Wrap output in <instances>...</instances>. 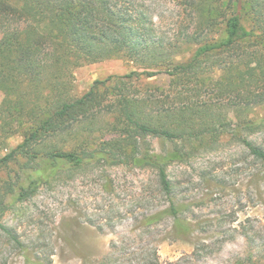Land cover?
Wrapping results in <instances>:
<instances>
[{
	"label": "trees",
	"instance_id": "obj_1",
	"mask_svg": "<svg viewBox=\"0 0 264 264\" xmlns=\"http://www.w3.org/2000/svg\"><path fill=\"white\" fill-rule=\"evenodd\" d=\"M176 1L190 16L191 26L166 38L154 33L155 22L141 0H0V82L9 84L14 96L0 109V142L12 135L13 126L26 125L22 143L0 158V171L25 159L18 178L5 182V189L0 187V231L22 251L26 246L3 217L10 205L35 195L50 178L93 161L132 163L155 170L162 192L170 195L169 165L191 156L195 150L191 145L219 137L213 124L219 113L211 99L203 103L192 99L202 96L200 88H194L197 95L192 97L187 94L191 88L178 89L173 97L131 93L134 81L170 77L181 84L221 69L223 79L216 81L220 92H233L235 79L263 83L258 91L248 88L235 105L264 104V50L259 48L264 44V0ZM241 55L257 57L260 69L249 75L236 73L234 62ZM112 58L127 59L138 68L95 80L80 96L64 89L70 88L74 68ZM226 78L231 83L226 84ZM113 81L108 96L103 90ZM103 117L105 129L114 135L108 139L102 127L97 130L102 136L94 134ZM235 125L234 131L242 126L247 131L240 141L264 159V147L248 136L264 130V117ZM147 137L171 144L158 152L144 140ZM171 201L167 210L149 214L147 222L170 213L184 235L188 226ZM25 264L47 262L37 256L27 257Z\"/></svg>",
	"mask_w": 264,
	"mask_h": 264
},
{
	"label": "rangeland",
	"instance_id": "obj_2",
	"mask_svg": "<svg viewBox=\"0 0 264 264\" xmlns=\"http://www.w3.org/2000/svg\"><path fill=\"white\" fill-rule=\"evenodd\" d=\"M141 2L153 18L154 33L159 36L167 38L191 26L190 16L176 0ZM244 21L251 26L248 17ZM259 48L264 50V44H259ZM235 61L238 68L234 70L242 75L260 69L257 57L241 55ZM137 68L124 58L86 63L74 68L70 88L64 89L80 96L95 80L122 76ZM223 73L221 69L207 71L198 79L181 84L161 77L134 81L131 86V93L171 97L185 88H191L186 92L194 96V88H200L202 96H191L192 99L198 103L211 99L219 113L213 121L219 137L191 145L195 148L191 156L169 165L170 195L162 192L155 170L132 163L93 161L61 173L29 199L9 206L3 222L12 228L26 250L22 251L0 231V264H25L27 257L34 260L37 256L47 264H264V159L255 157L240 141L239 136L247 133L243 126L237 127L238 132L233 130L236 123L264 117V104L235 105L241 97L245 98L248 88L258 91L263 83L235 79L233 92H220L216 81L223 79ZM229 81L224 79L226 84ZM111 83L110 88L103 90L108 96H112L116 84ZM29 92L35 96L31 89ZM12 97L10 85L0 82V109ZM104 120L100 119L94 134L102 136V132L97 133L102 127L108 139L114 135L105 129ZM25 127H12V135L0 142V158L22 143ZM248 136L264 147V130ZM144 140L158 152L171 144L160 138ZM18 160L0 171L2 189L18 178L25 159ZM171 199L178 207L180 220L188 226L184 235L177 231L176 218L170 213H164L159 221L147 222L149 214L167 210Z\"/></svg>",
	"mask_w": 264,
	"mask_h": 264
}]
</instances>
